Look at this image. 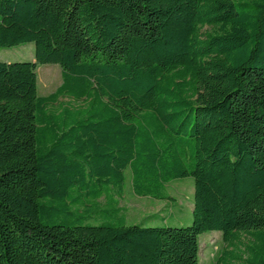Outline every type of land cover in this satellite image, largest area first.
<instances>
[{"label":"trees","instance_id":"1","mask_svg":"<svg viewBox=\"0 0 264 264\" xmlns=\"http://www.w3.org/2000/svg\"><path fill=\"white\" fill-rule=\"evenodd\" d=\"M28 42L0 61V264H199L207 231L264 264V0H0V49ZM189 176L190 224H125L127 180Z\"/></svg>","mask_w":264,"mask_h":264},{"label":"rangeland","instance_id":"2","mask_svg":"<svg viewBox=\"0 0 264 264\" xmlns=\"http://www.w3.org/2000/svg\"><path fill=\"white\" fill-rule=\"evenodd\" d=\"M34 44H25L0 49V61H33ZM37 93L40 96L54 91L61 83V68L58 64H40L36 68ZM62 101H67L66 98ZM128 177V175H127ZM167 192L172 199L157 200L133 193L129 180L126 181L123 197L119 205L123 207L125 224L144 226H184L191 223L193 207V179L185 177L169 182ZM157 214V216H156ZM101 218L90 217L86 222L98 224ZM199 264H215L225 247L219 231H207L198 236Z\"/></svg>","mask_w":264,"mask_h":264}]
</instances>
